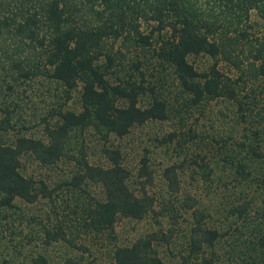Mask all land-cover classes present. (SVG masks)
Returning a JSON list of instances; mask_svg holds the SVG:
<instances>
[{"label":"trees","instance_id":"trees-1","mask_svg":"<svg viewBox=\"0 0 264 264\" xmlns=\"http://www.w3.org/2000/svg\"><path fill=\"white\" fill-rule=\"evenodd\" d=\"M254 13L264 19V0H0V75L48 77L63 86L65 98L79 84L80 104L78 110L59 105L55 120L44 126L45 139L18 134L6 140L3 134L10 122L5 110L0 117V210L13 206L15 197L33 202L51 195L44 181L20 169L21 155L30 153L42 165H52L64 156L72 159L76 170L64 180L69 188L88 181L101 185L103 196L82 205L86 229L111 231L118 217L139 219L155 211V197L146 189L152 173L145 157H141L137 175L142 178L134 190L127 182L130 173L122 163L121 150L109 142V136H122L134 125L165 118L168 104L152 85L138 81L133 70L118 74L120 47L150 46L153 30L164 29L152 54L160 65L172 69L190 105L220 96L235 98L240 82L245 86L258 80L264 87V35L253 29ZM142 22L151 26L148 33L141 30ZM116 41L120 47L114 49ZM200 53L212 59L202 70L187 58ZM220 59L237 70L236 76L217 67ZM138 63H133L136 69ZM146 88L152 95L142 106L139 95ZM88 126L104 141L101 152L106 164L89 161L77 140ZM260 130L255 128L254 136ZM248 147L264 163V149ZM162 174L169 191L176 192L180 186L177 165H166ZM261 180L264 183V171ZM246 203L236 207L238 215L245 212ZM180 205L190 210L192 223L179 264H221L215 247L219 231L205 224L195 197L186 195ZM172 208L165 203L158 212ZM47 235L74 244L63 229L54 234L47 230ZM168 236L151 231L129 244L115 245L108 264H163L154 243ZM250 243L252 253L243 261L264 264V231ZM38 258L39 264L45 263L43 256ZM56 264L81 263L66 257Z\"/></svg>","mask_w":264,"mask_h":264},{"label":"rangeland","instance_id":"rangeland-1","mask_svg":"<svg viewBox=\"0 0 264 264\" xmlns=\"http://www.w3.org/2000/svg\"><path fill=\"white\" fill-rule=\"evenodd\" d=\"M253 29L264 35V19L252 15ZM151 26L141 23L148 33ZM165 30H153L150 46L120 47L121 65L117 71L133 70L137 80L152 85L154 91L168 104L167 116L134 125L122 135L111 134L109 142L121 150L122 163L129 170L127 182L136 190L138 167L145 157L152 181L146 189L155 197L154 209L142 218L118 217L112 230L94 232L84 228L82 205L103 196L99 183L85 182L79 188H69L64 180L76 170L68 157H61L52 165H42L30 153L20 157L21 171L36 180L44 181L52 189L50 196H39L28 202L19 197L13 206L0 210V264H56L66 257L81 264H108L115 245L129 244L137 236L151 231L168 234L167 240L154 243L163 264H179L186 252L190 210L182 208L181 200L192 195L204 213V222L219 231L215 245L221 264H246L243 259L252 253L250 241L264 231V183L261 180L264 163L251 151L264 149V87L258 80L236 85L235 98L225 96L204 100L200 105L188 103V95L178 85L172 69L160 65L152 54L158 36ZM159 34V35H158ZM198 69H206L212 59L204 53L188 55ZM138 63V68L133 63ZM118 67V66H117ZM217 67L234 77L237 70L220 59ZM111 80L115 79L110 77ZM116 80V79H115ZM10 86V87H9ZM146 88L139 95V104L151 98ZM240 102V103H239ZM59 105L78 110L79 84L65 98L63 86L48 77L17 78L0 75V117L9 111L10 126L3 136L11 140L18 134L45 139L44 126L55 120ZM260 128L259 136L254 129ZM85 147L89 161L106 164L101 152L103 139L88 126L77 137ZM171 163L177 165L180 186L171 192L162 174ZM243 169V170H241ZM245 204V212L238 215L236 207ZM173 208L158 212L160 206ZM83 215V216H82ZM63 229L74 244L48 238L47 230L55 233Z\"/></svg>","mask_w":264,"mask_h":264}]
</instances>
